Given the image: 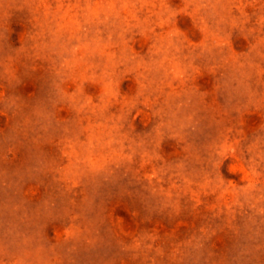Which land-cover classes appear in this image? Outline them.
<instances>
[{
  "label": "clouds",
  "instance_id": "obj_1",
  "mask_svg": "<svg viewBox=\"0 0 264 264\" xmlns=\"http://www.w3.org/2000/svg\"><path fill=\"white\" fill-rule=\"evenodd\" d=\"M0 264H264V0H0Z\"/></svg>",
  "mask_w": 264,
  "mask_h": 264
}]
</instances>
